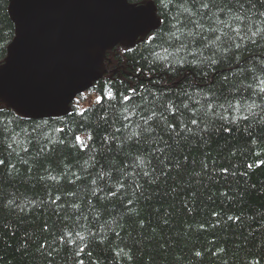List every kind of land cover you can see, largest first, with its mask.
<instances>
[{
  "label": "trees",
  "instance_id": "trees-1",
  "mask_svg": "<svg viewBox=\"0 0 264 264\" xmlns=\"http://www.w3.org/2000/svg\"><path fill=\"white\" fill-rule=\"evenodd\" d=\"M128 3L158 25L65 116L0 100V264H264V0Z\"/></svg>",
  "mask_w": 264,
  "mask_h": 264
},
{
  "label": "water",
  "instance_id": "water-1",
  "mask_svg": "<svg viewBox=\"0 0 264 264\" xmlns=\"http://www.w3.org/2000/svg\"><path fill=\"white\" fill-rule=\"evenodd\" d=\"M14 38L0 65V100L21 116H65L105 74L107 53L158 25L128 0H8Z\"/></svg>",
  "mask_w": 264,
  "mask_h": 264
},
{
  "label": "snow or ice",
  "instance_id": "snow-or-ice-1",
  "mask_svg": "<svg viewBox=\"0 0 264 264\" xmlns=\"http://www.w3.org/2000/svg\"><path fill=\"white\" fill-rule=\"evenodd\" d=\"M108 95L111 96V92H109ZM100 99H101L100 97H97V103L100 102ZM125 99H126V100L129 99V97H125ZM194 122H195V121H194ZM77 139H79V137H78Z\"/></svg>",
  "mask_w": 264,
  "mask_h": 264
}]
</instances>
